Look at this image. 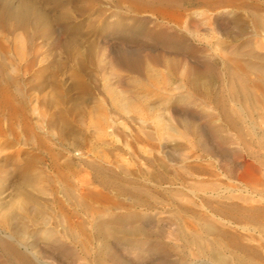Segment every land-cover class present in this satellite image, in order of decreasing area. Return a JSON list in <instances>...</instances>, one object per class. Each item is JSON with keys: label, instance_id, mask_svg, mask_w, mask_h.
I'll use <instances>...</instances> for the list:
<instances>
[{"label": "rangeland", "instance_id": "374dc122", "mask_svg": "<svg viewBox=\"0 0 264 264\" xmlns=\"http://www.w3.org/2000/svg\"><path fill=\"white\" fill-rule=\"evenodd\" d=\"M92 220L123 227L115 262ZM0 238L33 264H264V0H0Z\"/></svg>", "mask_w": 264, "mask_h": 264}, {"label": "bare ground", "instance_id": "6f19581e", "mask_svg": "<svg viewBox=\"0 0 264 264\" xmlns=\"http://www.w3.org/2000/svg\"><path fill=\"white\" fill-rule=\"evenodd\" d=\"M169 29V28H168ZM156 60V59H155ZM209 69V68H208ZM100 137V136H99ZM112 177V176H111ZM114 179V178H113ZM115 181V180H114ZM119 181V180H118ZM117 181V182H118ZM116 182V183H117ZM112 183H113V181H112ZM120 184V183H119ZM118 185V184H117ZM120 186V185H119ZM122 186V185H121ZM127 188H129V187H127ZM131 188V187H130ZM132 193V192H131ZM138 194V193H137ZM137 196V195H136ZM141 200V199H140ZM80 202V201H79ZM132 202H134V201H132ZM83 203V202H82ZM81 203V204H82ZM92 204V203H91ZM110 204V203H109ZM130 204V203H129ZM136 204V203H135ZM144 204V203H143ZM124 205V204H123ZM134 205V204H133ZM142 205V204H141ZM147 205V204H146ZM81 206V205H80ZM84 206V205H83ZM104 206V205H103ZM125 206V205H124ZM135 206H137V205H135ZM140 206V205H139ZM82 207V206H81ZM121 207V206H120ZM85 208V207H84ZM83 208V209H84ZM94 208V207H93ZM114 208V207H113ZM94 211V210H93ZM89 212V211H88ZM97 212V211H96ZM89 214V213H88ZM110 213H108V215H109ZM89 215H91V214H89ZM113 215V214H112ZM116 216V215H115ZM123 216V215H122ZM91 217H93V215L91 216ZM96 217V216H95ZM88 218V217H87ZM121 218V217H120ZM123 218V217H122ZM90 219V218H89ZM94 219V218H93ZM112 219V218H111ZM124 219V218H123ZM94 220H92L91 222L90 221H88V223L90 224V226H91V228L94 230L93 231V234H90L89 235V237H88V242H92L93 241V239L95 238H98V239H100V242H101V245H100V248L98 249L99 251H100V256L98 257V258H100L101 260H102V262H103V260H106V261H111V262H115L116 261V256H117V253L115 252V250L113 249L114 248V245H115V242L114 241H116L117 240V238H116V234H118V233H116L115 234V232H117V231H122L121 229L123 228H121V229H119V227H117V225H115L113 222H110V221H98L97 222V220H96V222L94 221ZM84 223V222H83ZM144 225H145V223H143ZM143 225V226H144ZM130 228V227H129ZM128 228V229H129ZM206 229V228H205ZM125 230V229H124ZM87 231H88V229H87ZM52 232V231H51ZM89 232V231H88ZM123 232V231H122ZM127 232H130L131 234H141L140 236L142 237V235H144L145 237L146 236H148V235H150V234H148L147 233V230L144 228V227H142L141 225H139V226H135V227H133V229L131 230V231H125L124 232V234L126 235V233ZM149 232V231H148ZM153 232V231H152ZM185 232V231H184ZM153 233H155V232H153ZM200 233V232H199ZM207 233H209V232H207ZM185 234V233H184ZM203 234V233H202ZM210 234V233H209ZM215 234V233H214ZM58 235V234H57ZM128 235V234H127ZM157 235H158V233H157ZM186 235V234H185ZM201 235V234H200ZM152 236V235H151ZM160 236V238H161V235H159ZM207 236V235H206ZM233 236V235H232ZM11 237V236H10ZM54 237V236H53ZM92 237H93V239H92ZM117 237H118V235H117ZM123 237V236H122ZM132 236H130V238H131ZM139 237V236H138ZM178 237V236H177ZM182 237V236H181ZM180 237V238H181ZM209 237V236H208ZM23 238H24V236H23ZM59 238H60V235H59ZM62 238V237H61ZM75 238V237H74ZM115 238H116V240H115ZM119 238H121V237H119ZM124 238V240L125 239H128V238H125V237H123ZM155 238H157V236L155 237ZM160 238H157V239H159L160 240ZM54 239V238H53ZM97 239V240H98ZM145 239V238H144ZM178 239V238H177ZM183 239V238H182ZM185 239L187 240V241H189V242H198L199 244H200V241H201V236H199V235H189L188 234V236L186 235L185 236ZM121 240H123V239H120V241ZM135 240H137V239H135ZM149 240V239H148ZM152 240H154V239H152ZM17 241V240H16ZM53 241V240H52ZM137 241H139V240H137ZM161 241V240H160ZM241 241V240H240ZM18 242V241H17ZM50 242V241H49ZM86 242V241H85ZM129 242V241H128ZM127 242V243H128ZM136 242V241H135ZM64 243V242H63ZM66 243V242H65ZM93 243V242H92ZM185 243V242H184ZM215 243V242H214ZM245 243V242H244ZM16 244V243H15ZM88 244V243H87ZM95 244V243H94ZM125 244V243H124ZM129 244H130V242H129ZM134 244V243H133ZM168 245H169V243H167ZM173 244H174V242H173ZM185 244H187V243H185ZM0 245L2 246V248H3V251L6 253V254H8L9 256H11L12 258H14L15 260H17V261H19V263L20 264H33L32 263V261H31V259L28 257V255L26 254V253H24V252H22V251H20V250H18L15 246H14V244H12L11 242H9L8 240H5V239H3V238H0ZM51 245H53V244H51ZM93 245V244H92ZM155 245H156V247L157 248H160L161 247V244H159V243H155ZM214 245V244H213ZM220 245V244H219ZM234 245V244H233ZM19 246V245H18ZM97 246V245H96ZM95 246V247H96ZM191 246H193V245H191ZM215 246V245H214ZM224 246V245H223ZM237 246L238 247H240V248H242L243 247V244H241V243H238L237 244ZM20 247V246H19ZM63 247V246H62ZM62 247H61V249H62ZM65 247V246H64ZM142 247V246H141ZM174 247V246H173ZM176 247V246H175ZM205 247V246H204ZM221 247V246H220ZM225 247V246H224ZM229 247H230V245H229ZM137 248V247H136ZM222 248V247H221ZM65 249H67V248H65ZM161 250H162V248H160ZM190 249V248H189ZM197 250V249H196ZM258 250V249H257ZM92 251V250H91ZM186 251V250H185ZM198 251V250H197ZM206 251V250H205ZM209 251V250H208ZM223 251V250H222ZM225 251V250H224ZM230 251V250H229ZM1 252H2V250H1ZM210 252V251H209ZM237 252H238V250H237ZM241 252V251H240ZM243 252V251H242ZM249 252V251H248ZM4 253V254H5ZM96 253V252H95ZM155 253V252H154ZM188 253H190V252H188ZM207 253V252H206ZM205 253V254H206ZM213 253V252H212ZM210 254L212 257L211 258H215V259H217V262L219 261V260H222L223 258H225V257H219V255H218V257L215 255V256H213V254ZM257 253V252H256ZM92 254V253H91ZM94 254V253H93ZM241 254V253H240ZM31 255V254H30ZM38 255V254H37ZM49 255V254H48ZM181 255H183L184 256V253L183 254H181ZM198 255H199V253H198ZM201 255V254H200ZM208 255V254H207ZM227 255V254H226ZM232 255V254H231ZM5 256V255H4ZM32 256V255H31ZM96 256V255H95ZM233 256V255H232ZM33 257V256H32ZM118 257H119V255H118ZM166 257V256H165ZM245 258H246V256H244ZM36 258V257H35ZM34 258V259H35ZM121 258V257H120ZM123 258H125V257H123ZM233 258V257H232ZM165 259V258H164ZM184 259H186V258H184ZM247 259V258H246ZM11 260V259H10ZM36 260H38V259H36ZM101 260H100V263H102L101 262ZM126 261V263H129L130 261V259H125ZM190 260V259H189ZM129 261V262H128ZM181 261H182V259H181ZM188 261V260H187ZM191 261V260H190ZM232 261H233V259H232ZM249 261V260H248ZM10 262V261H9ZM37 262V261H36ZM193 262V261H192ZM219 262H221V261H219ZM223 262V261H222ZM226 262V261H225ZM14 263V262H13ZM87 263V262H86ZM166 263V262H165ZM181 263V262H180ZM228 263V262H227ZM14 264H16V263H14ZM105 264H107V263H105ZM109 264V263H108ZM110 264H112V263H110ZM193 264V263H192ZM240 264H242L241 262H240Z\"/></svg>", "mask_w": 264, "mask_h": 264}]
</instances>
